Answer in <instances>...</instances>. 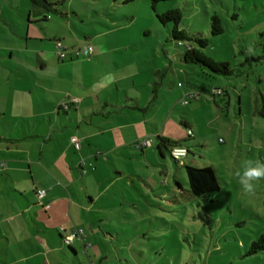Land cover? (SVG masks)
I'll return each mask as SVG.
<instances>
[{
  "label": "crops",
  "instance_id": "0c3cea01",
  "mask_svg": "<svg viewBox=\"0 0 264 264\" xmlns=\"http://www.w3.org/2000/svg\"><path fill=\"white\" fill-rule=\"evenodd\" d=\"M76 1L0 0V264H112L121 251L112 214L137 199L126 184L138 192L166 186L158 167L164 174L180 124L192 128L180 116L188 97L201 101L181 82L157 87L165 64L141 41L119 40L124 26L116 16L112 25L106 12L113 4L80 0L93 6L86 10ZM57 40L67 48L64 58ZM161 50L172 65L174 54ZM69 98L78 101L58 107ZM143 140L149 143L139 145ZM189 153L184 168L198 163ZM185 175L170 173L168 191L183 190ZM37 189L45 190L40 200ZM58 226L80 228L85 238L66 245Z\"/></svg>",
  "mask_w": 264,
  "mask_h": 264
},
{
  "label": "rangeland",
  "instance_id": "374dc122",
  "mask_svg": "<svg viewBox=\"0 0 264 264\" xmlns=\"http://www.w3.org/2000/svg\"><path fill=\"white\" fill-rule=\"evenodd\" d=\"M94 1L113 4L106 12L112 25L116 16V24L124 26L117 31L119 40L141 41L151 59L157 54L165 64L158 66L157 79L163 81L158 88L178 89L181 82L202 95L201 101L189 96L186 110L180 114L195 137L188 136L187 127L180 124L176 141L185 139L189 157L195 154L198 163L191 165L214 168L220 186L205 199L195 197L186 183L183 190L175 186L174 192L168 191L172 185L169 174H177L179 169L186 174L182 161L188 159L175 161L166 150L168 169L161 174L158 167L166 186L143 192L125 186L137 199L117 210L116 217L112 214L109 226L119 233L115 243L121 249L119 257L111 258L112 264H264V251L247 253L250 243L264 232V180L259 181L255 196H246L236 178L246 160L264 161V0H165L155 10L150 0L84 2ZM76 2L75 7L93 8ZM170 8L180 9V27L208 40L204 48L190 44L215 61L228 62L230 75L211 74L180 60L178 54L187 42L180 41L184 45L179 46L170 35L172 23L163 24L157 17ZM213 13L221 18L223 32L218 35L210 32ZM115 32L110 37L115 38ZM249 46L254 54H248ZM162 48L174 54L172 65ZM212 87L223 88L226 94L212 98L205 90ZM165 97L170 98L168 92ZM198 105L205 110H194ZM195 140H202L203 145L193 148Z\"/></svg>",
  "mask_w": 264,
  "mask_h": 264
},
{
  "label": "trees",
  "instance_id": "16d2710c",
  "mask_svg": "<svg viewBox=\"0 0 264 264\" xmlns=\"http://www.w3.org/2000/svg\"><path fill=\"white\" fill-rule=\"evenodd\" d=\"M130 1L133 0H122V2L124 3ZM161 1L165 0H150L152 9L155 10L156 5ZM157 17L163 24H166L168 22L172 23L170 35L174 40L179 42H187L185 49L181 53L179 52V57L182 62L199 65L201 68H204L209 73L215 75H230L232 73V69L228 62L215 61L208 55L204 54L201 50L190 44V42H193L199 47L204 48L207 46L208 40L201 33H189L185 29L180 27L179 24L182 17L180 9H167L166 11L157 14ZM210 29L212 35H218L223 32V28L221 26V18L215 13L211 15ZM181 42L178 43L179 46L184 45ZM171 143L172 146L170 147V149L174 146L184 145L187 149V153L189 152L185 139L172 141ZM160 146L161 145H159L158 147L160 148ZM170 149H168L169 153ZM185 172L187 176L186 184L188 185V190L197 198L205 199L211 193L218 191L220 188L217 174L214 168L211 166L206 165L203 167H199L195 165H185ZM259 251H264V232L250 243L247 253L252 254Z\"/></svg>",
  "mask_w": 264,
  "mask_h": 264
},
{
  "label": "built area",
  "instance_id": "2783aa9c",
  "mask_svg": "<svg viewBox=\"0 0 264 264\" xmlns=\"http://www.w3.org/2000/svg\"><path fill=\"white\" fill-rule=\"evenodd\" d=\"M56 52L57 55L60 58H64L66 56L67 48L61 43L60 40L56 41ZM79 53V52H78ZM93 53V47L91 44H86L82 47V55L83 57L89 58ZM178 85H181L178 83ZM209 93L214 96V95H223L224 91L222 88H212L209 90ZM193 95V94H191ZM76 98H69L68 100L62 101L59 103L58 107L62 108L64 110L68 109L71 105H74L77 103ZM187 100L184 99L182 103H186ZM188 136H193V131L191 128H187L186 130ZM149 143V141H141L139 143L142 145H145ZM74 147L78 149L80 147V143L78 141L74 142ZM187 154V149L183 146H174L170 149V155L175 159V160H180L182 157H184ZM81 164H84L83 161H81ZM82 166V165H81ZM45 194L44 189H37L36 190V196L40 200ZM58 231L61 234L62 237V242L66 245L72 244L75 240H82L85 238V234L82 229L76 228V227H69L66 228L64 226H58Z\"/></svg>",
  "mask_w": 264,
  "mask_h": 264
},
{
  "label": "clouds",
  "instance_id": "9594fccd",
  "mask_svg": "<svg viewBox=\"0 0 264 264\" xmlns=\"http://www.w3.org/2000/svg\"><path fill=\"white\" fill-rule=\"evenodd\" d=\"M248 54H254L251 46L247 49ZM237 183L241 186L246 196H255L259 181L264 180V161L248 159L242 166L241 170L236 173Z\"/></svg>",
  "mask_w": 264,
  "mask_h": 264
}]
</instances>
